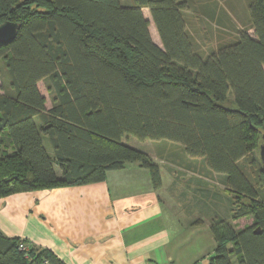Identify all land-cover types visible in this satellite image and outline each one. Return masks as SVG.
<instances>
[{
    "label": "trees",
    "instance_id": "1",
    "mask_svg": "<svg viewBox=\"0 0 264 264\" xmlns=\"http://www.w3.org/2000/svg\"><path fill=\"white\" fill-rule=\"evenodd\" d=\"M185 3L0 0V23L20 24L13 40L0 43L10 89L0 92V198L98 182L128 162L146 168L159 188L157 163L122 139H165L226 175L232 221L252 219L237 229L212 221L209 264H264V0L249 2L252 33L238 31L205 56L186 30ZM45 79L49 108L38 88ZM253 151L254 183L240 166ZM0 264L65 263L48 248L0 233Z\"/></svg>",
    "mask_w": 264,
    "mask_h": 264
},
{
    "label": "crops",
    "instance_id": "2",
    "mask_svg": "<svg viewBox=\"0 0 264 264\" xmlns=\"http://www.w3.org/2000/svg\"><path fill=\"white\" fill-rule=\"evenodd\" d=\"M161 144L149 152L159 188L128 162L98 182L11 193L0 198V233L48 248L65 264H209L212 219L227 215L210 178L223 173L175 142ZM166 154L174 161L161 162ZM54 172L62 177L56 165Z\"/></svg>",
    "mask_w": 264,
    "mask_h": 264
},
{
    "label": "rangeland",
    "instance_id": "3",
    "mask_svg": "<svg viewBox=\"0 0 264 264\" xmlns=\"http://www.w3.org/2000/svg\"><path fill=\"white\" fill-rule=\"evenodd\" d=\"M186 9L183 12L185 26L188 34L191 36L194 50L202 56L207 55L212 50H215L219 43L226 42L234 39L238 31L248 28V32L252 33L249 18V2L251 0H185ZM122 4H131L132 0H120ZM143 15L148 19L152 40L161 46L160 38L157 34L156 28L152 22L149 11L147 8H143ZM47 80H41L38 82V88L41 93L44 94L46 99V107L49 108L52 94L47 90ZM10 90L8 88V75L3 65V61L0 59V92H6ZM232 97V95H230ZM127 144L149 154L152 152L156 154L161 143L167 141L165 139L140 140L133 135L124 136L123 138ZM161 142V143H160ZM46 144V142H45ZM179 145V144H178ZM50 147V144L47 145ZM181 146V145H180ZM259 154V152H258ZM173 155H162L159 157L160 161L164 164H168L174 161ZM205 161V159H204ZM206 163V161H205ZM240 166L247 174L248 178L254 183L255 170L259 166L258 155L256 151H253L246 159L240 160ZM224 175V176H223ZM215 174L210 180L213 182V193L216 191L218 195L222 197V207L227 221H230L233 226L242 228L245 224H251L252 219L244 217L239 220L232 221L231 219V201L234 198V193H229L226 185L225 174ZM224 198L227 199L224 202ZM219 205V204H218ZM223 215V213H222ZM221 215V216H222ZM220 219H212L216 221ZM236 264V263H234Z\"/></svg>",
    "mask_w": 264,
    "mask_h": 264
},
{
    "label": "water",
    "instance_id": "4",
    "mask_svg": "<svg viewBox=\"0 0 264 264\" xmlns=\"http://www.w3.org/2000/svg\"><path fill=\"white\" fill-rule=\"evenodd\" d=\"M20 28L17 22L5 20L0 23V43H7L13 40ZM259 157L264 165V141L259 146Z\"/></svg>",
    "mask_w": 264,
    "mask_h": 264
},
{
    "label": "built area",
    "instance_id": "5",
    "mask_svg": "<svg viewBox=\"0 0 264 264\" xmlns=\"http://www.w3.org/2000/svg\"><path fill=\"white\" fill-rule=\"evenodd\" d=\"M19 247H20V249H24L26 247V244L21 242Z\"/></svg>",
    "mask_w": 264,
    "mask_h": 264
}]
</instances>
